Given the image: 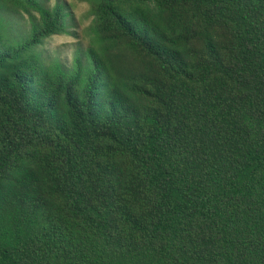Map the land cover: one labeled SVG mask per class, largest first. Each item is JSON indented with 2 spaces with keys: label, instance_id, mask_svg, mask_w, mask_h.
<instances>
[{
  "label": "trees",
  "instance_id": "obj_1",
  "mask_svg": "<svg viewBox=\"0 0 264 264\" xmlns=\"http://www.w3.org/2000/svg\"><path fill=\"white\" fill-rule=\"evenodd\" d=\"M0 0V264H264V0Z\"/></svg>",
  "mask_w": 264,
  "mask_h": 264
},
{
  "label": "rangeland",
  "instance_id": "obj_2",
  "mask_svg": "<svg viewBox=\"0 0 264 264\" xmlns=\"http://www.w3.org/2000/svg\"><path fill=\"white\" fill-rule=\"evenodd\" d=\"M43 4L52 6L56 2L62 3L72 20L75 28H71L73 34H55L43 40L39 51L45 58L58 57L70 63L73 57V50L77 44L85 47L92 39L90 26L93 23V16L89 13V6L81 0H41Z\"/></svg>",
  "mask_w": 264,
  "mask_h": 264
}]
</instances>
